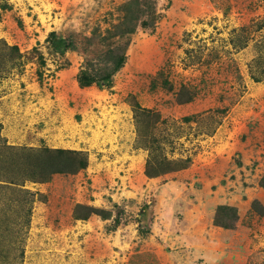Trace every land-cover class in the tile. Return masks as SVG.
I'll use <instances>...</instances> for the list:
<instances>
[{
    "label": "rangeland",
    "instance_id": "obj_1",
    "mask_svg": "<svg viewBox=\"0 0 264 264\" xmlns=\"http://www.w3.org/2000/svg\"><path fill=\"white\" fill-rule=\"evenodd\" d=\"M0 264H264V0H0Z\"/></svg>",
    "mask_w": 264,
    "mask_h": 264
},
{
    "label": "trees",
    "instance_id": "obj_2",
    "mask_svg": "<svg viewBox=\"0 0 264 264\" xmlns=\"http://www.w3.org/2000/svg\"><path fill=\"white\" fill-rule=\"evenodd\" d=\"M123 63V56L118 55L116 59L112 63V67H110V72L105 73L99 77V79H94L91 75H89L86 71H81L78 75V81L81 85H89L95 82L96 85H107L111 82L110 78L112 72L116 71L120 65ZM29 158V166L31 167L30 174H38L36 176H40L41 171L45 165L53 166L55 160L67 159L73 160L76 165V169L84 168L86 166V160L82 158L79 153L75 151H67L64 149L56 148L51 149L48 147H43L39 150L31 151L28 155ZM68 161V162H69ZM32 172V173H31Z\"/></svg>",
    "mask_w": 264,
    "mask_h": 264
}]
</instances>
